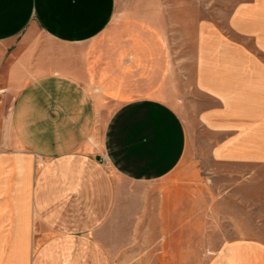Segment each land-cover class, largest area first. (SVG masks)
Segmentation results:
<instances>
[{
  "label": "crops",
  "instance_id": "obj_1",
  "mask_svg": "<svg viewBox=\"0 0 264 264\" xmlns=\"http://www.w3.org/2000/svg\"><path fill=\"white\" fill-rule=\"evenodd\" d=\"M173 4L0 0L5 264H116L113 244L144 264H264V0L190 2L195 124L147 65L182 23ZM122 23L119 46L106 32ZM198 124L205 161L189 155Z\"/></svg>",
  "mask_w": 264,
  "mask_h": 264
},
{
  "label": "rangeland",
  "instance_id": "obj_2",
  "mask_svg": "<svg viewBox=\"0 0 264 264\" xmlns=\"http://www.w3.org/2000/svg\"><path fill=\"white\" fill-rule=\"evenodd\" d=\"M134 1V3H140L141 1H153L156 0H119V11L123 12L126 9L128 2ZM166 2V11H171L170 6L174 5L173 2L180 0H161ZM199 0H181V5L183 7L181 24H176L175 19L168 18L167 25L165 30L161 33L164 36V47H166L165 55H149L147 59V65L151 71H160L165 75L166 85L168 90L171 92L169 99H165L170 102L190 123L195 124L193 117V108L191 104H196V102H204V94L200 90L196 89L195 83V65H196V47H195V31L189 21L191 22V13L195 12L196 16L200 18V10L191 6L190 2L195 4ZM231 5L236 0H230ZM232 8H230L231 10ZM225 11V9H224ZM202 13H205V10L202 9ZM171 14V13H170ZM168 15V14H167ZM150 35L149 41L151 47H158L157 39V23L150 24ZM128 25L125 23L112 25L109 30L106 32V37L111 43L115 45L123 46L126 44L127 35L130 36L131 31L129 30ZM154 27V29L152 28ZM124 59L126 57H123ZM149 61V62H148ZM127 62L133 67H140L142 65L141 56H128ZM146 62V61H145ZM133 67L132 70H133ZM175 95H174V94ZM199 129V134L196 135V127L191 126L194 136H190L191 141V150L189 155L197 156L202 160H206L208 153L205 152L206 148V138L205 134L201 132L200 126H197ZM202 133V134H201ZM40 165V161H39ZM2 237V236H1ZM0 237V238H1ZM43 238L42 234L39 233V242ZM1 245V244H0ZM7 245V244H4ZM111 251L113 252V257L116 264H144L139 261L142 257L134 255L132 249L120 248L113 244L111 246ZM13 249L11 247H1L0 246V264H5V261L13 262L12 257Z\"/></svg>",
  "mask_w": 264,
  "mask_h": 264
}]
</instances>
